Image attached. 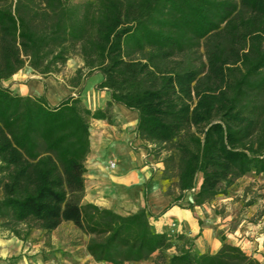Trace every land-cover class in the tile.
<instances>
[{
    "label": "trees",
    "instance_id": "obj_1",
    "mask_svg": "<svg viewBox=\"0 0 264 264\" xmlns=\"http://www.w3.org/2000/svg\"><path fill=\"white\" fill-rule=\"evenodd\" d=\"M201 51V53H200ZM99 72L109 92L90 111L74 97L55 107L2 81L28 67L55 75ZM118 104L137 113L136 133L164 149L182 195L201 206L245 175H264V0H0V229L46 234L70 223L94 262L260 264L222 239L215 253L152 230L145 209L119 215L82 203L88 121L112 122ZM171 145V150L167 148ZM180 195V196H181Z\"/></svg>",
    "mask_w": 264,
    "mask_h": 264
},
{
    "label": "crops",
    "instance_id": "obj_2",
    "mask_svg": "<svg viewBox=\"0 0 264 264\" xmlns=\"http://www.w3.org/2000/svg\"><path fill=\"white\" fill-rule=\"evenodd\" d=\"M82 66L80 58L72 59L58 74L43 77L24 67L1 83L14 94L42 97L50 107L57 106L67 97H74L90 111L103 109L110 96L108 91L97 89L102 75L99 72L86 75L84 71L77 83L75 72ZM94 75H97L99 83L85 90L88 78ZM111 113V123L94 119L88 121L89 151L84 162L82 203L119 215L145 209L154 232L171 237L183 236L191 242L193 252L215 253L224 239L264 264V237H261L264 233L258 230L262 223H253L249 210L238 208L255 194L259 196L256 199L258 204L264 203V182L260 175L248 174L238 179L237 185H234L235 195H221L201 206H194L189 191L181 195L176 187L173 191L166 190L162 179V156H158L154 147L137 135V113L118 104H112ZM111 162L115 164L114 168L109 167ZM200 181L198 176L193 192ZM63 224L49 234L38 232L49 236L54 244L65 242L67 238L60 236L59 230ZM31 237H0V264H102L87 255L86 243L82 245V250L54 254L55 258L44 259L39 252L43 242Z\"/></svg>",
    "mask_w": 264,
    "mask_h": 264
},
{
    "label": "rangeland",
    "instance_id": "obj_3",
    "mask_svg": "<svg viewBox=\"0 0 264 264\" xmlns=\"http://www.w3.org/2000/svg\"><path fill=\"white\" fill-rule=\"evenodd\" d=\"M78 1H84V0H78ZM201 53V51H200ZM78 57L73 56L72 58H70L69 60L72 59H77ZM68 60V61H69ZM68 61L66 63H68ZM66 65V64H65ZM65 65L63 66V68L60 70L62 71L65 68ZM30 70V69H29ZM31 71V70H30ZM33 74H36L34 72H32ZM38 75V74H36ZM40 76V75H39ZM43 77V76H40ZM98 81V77L97 75L94 76H90L88 78V84L87 87L85 88V90L91 89L93 87V85L95 83H99ZM171 145H167V148H169L171 150ZM158 152V156L161 155L162 158L165 157L166 151L164 149H160L157 150ZM167 176H169V178L167 180L164 181L165 185H166V190L167 191H173L175 188V177H174V173L170 172L167 174ZM256 176V175H255ZM259 177V176H258ZM262 182H264V175H260ZM237 185L236 182L233 184V186H231L229 189H227L226 194L225 195H235V186ZM197 186V180L195 182V187L189 191V193L193 196V190L196 189ZM253 198L250 199L249 201H247V203H244L243 206L242 205H238V208L241 209L242 211L244 210H249L250 216L253 217L254 219H252V222L255 224H258V222H261L262 224L259 227V231L263 234L264 233V203H260V205L258 204V201L256 199H259V196L257 194L252 195ZM264 196V195H263ZM220 197V196H217ZM224 212V211H221ZM21 236H24L23 234L26 232V228L24 226H19L18 227ZM60 232V236H66L67 240L65 242H61L58 244H54L55 241L51 240L49 238V236H47L46 234L42 233V232H38V230L36 229H31L27 232V237L32 238L31 236H34L33 239L34 240H40V242H43V246L39 249V252H41L42 257L44 259H53L55 258L54 254L59 255V253L62 254H70L69 252H74V251H78V250H82V245H84V243H86L87 238L84 237V235L82 233H80L74 226H72L70 223H64L62 225V227L59 229ZM12 234L6 230L0 229V237H2L3 239L11 236ZM264 237V236H261ZM56 240H59L58 238H56ZM172 243L173 244H180V241L175 240V238L171 237ZM55 245L57 246V248H55ZM67 248L69 249L67 251ZM175 253L173 249L166 251L165 253H163V257L158 258L157 256H152L150 257L148 260H146L145 262L139 263V264H165L166 263V259L168 256H170L171 254Z\"/></svg>",
    "mask_w": 264,
    "mask_h": 264
},
{
    "label": "built area",
    "instance_id": "obj_4",
    "mask_svg": "<svg viewBox=\"0 0 264 264\" xmlns=\"http://www.w3.org/2000/svg\"><path fill=\"white\" fill-rule=\"evenodd\" d=\"M114 166H115V164L112 163V162L109 164V167H110V168H114Z\"/></svg>",
    "mask_w": 264,
    "mask_h": 264
}]
</instances>
